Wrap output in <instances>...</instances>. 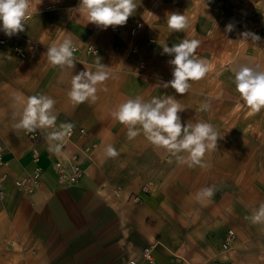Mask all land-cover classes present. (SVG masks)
Segmentation results:
<instances>
[{"label":"crops","instance_id":"crops-1","mask_svg":"<svg viewBox=\"0 0 264 264\" xmlns=\"http://www.w3.org/2000/svg\"><path fill=\"white\" fill-rule=\"evenodd\" d=\"M38 3L32 0L24 32L8 37L0 31V145L8 162L1 169L6 177L0 199V264L3 255L20 264H258L264 257V222L250 217L264 203V109L254 112L240 100L232 68L231 82H226L219 76L222 70L209 67L207 53L197 48L195 55L208 62V72L189 81L187 93L176 94L157 86L172 79V57L161 54V45L191 39L159 31L167 22L145 21L143 32L131 39L129 26L141 20L129 17L114 33V27L104 30L72 11L79 0ZM65 38L98 53H74L75 67H54L44 54ZM133 45L136 54L129 51ZM14 46L24 57L12 52ZM99 59L109 79L97 86L94 103L73 105L68 97L72 76L86 69L95 72ZM141 60L146 66L138 71ZM41 94L55 100V129L73 125L63 152L80 162L82 176L73 185L59 183L53 163L60 154L46 138L50 128L17 127L23 101ZM137 96L144 101L172 96L185 109L178 113L183 124L214 127L220 138L202 159L206 167L179 163L167 149L152 145L142 130L128 138L127 126L111 112ZM34 133L38 136L30 139ZM108 145L117 156L106 155ZM33 148L39 153L41 178L26 192L16 183L35 167ZM209 187L214 194L198 198ZM228 231L235 238L223 250ZM147 248L151 262L142 255Z\"/></svg>","mask_w":264,"mask_h":264},{"label":"clouds","instance_id":"clouds-1","mask_svg":"<svg viewBox=\"0 0 264 264\" xmlns=\"http://www.w3.org/2000/svg\"><path fill=\"white\" fill-rule=\"evenodd\" d=\"M40 3L42 0H39L38 4ZM31 4L32 0H0V31L8 37L24 32L25 25L31 18L29 11ZM137 6L135 0H79L78 6L72 11L86 16L88 23L107 30L109 27L126 25ZM167 25L174 32H182L189 27L187 17L178 12L167 14ZM232 31H234V25L229 23L226 25L225 33ZM238 35L239 40L247 42L250 40L254 44L261 41L260 36L250 31L240 32ZM199 45L200 41L197 39H182L180 43L173 44L171 47L167 44L161 45V54L172 57L168 61L172 66V79L166 82L160 81L157 86L165 89L170 87L176 94L184 95L191 87L189 81L204 78L208 72V62L195 55ZM75 51L73 41L65 38L62 42L48 47L44 55L54 67L73 68L75 67ZM106 67L99 59L96 62L95 72L85 68L86 70L72 76L68 97L73 105L86 101L94 103L97 100V86L110 76V73L105 70ZM232 71L240 100L254 112L264 109V71L247 65L233 67ZM104 90L107 91L106 88ZM23 103L24 107L17 127L29 131L36 128H55L57 117L53 114L54 99L41 94L30 96ZM208 108V104L202 106L203 110ZM184 110L172 96L165 99L153 97L150 101H144L142 97L137 96L121 103L111 112V115L119 123L127 126L129 139L135 138L142 130L152 145L167 149L179 163H187L189 167L196 165L206 167L202 159L208 150L217 148L219 134L207 122L183 124L178 113ZM137 125L140 126L139 129ZM72 128L71 123L62 124L61 130H54L49 139L62 142L71 134ZM54 150L58 152L60 145H54ZM105 153L109 157L118 155L112 145L105 148ZM182 153L187 155H181ZM213 194V188H205L198 193V198L211 197ZM250 219L254 223L264 222V203L253 209Z\"/></svg>","mask_w":264,"mask_h":264},{"label":"rangeland","instance_id":"rangeland-1","mask_svg":"<svg viewBox=\"0 0 264 264\" xmlns=\"http://www.w3.org/2000/svg\"><path fill=\"white\" fill-rule=\"evenodd\" d=\"M135 2L138 6L131 17L133 20L143 21L144 25L145 21L151 24L167 22V14L172 12L185 15L189 27L184 31L174 32L168 26L159 28V31L173 34L178 39L186 37L199 40L198 48L207 53L205 55L210 61L209 67L222 70L224 74L220 73L219 76L223 75L226 82H231L228 79L229 72L234 66L247 65L264 71V0H135ZM229 23L234 25V31L225 33L226 25ZM245 31L257 34L261 41L254 44L250 40L248 42L239 40L238 34ZM167 45L169 46V42ZM3 253L7 254L9 251ZM3 258V264L11 263L6 256L3 255ZM259 260L258 264H264V257H259ZM11 264L20 262H15L14 259Z\"/></svg>","mask_w":264,"mask_h":264},{"label":"built area","instance_id":"built-area-1","mask_svg":"<svg viewBox=\"0 0 264 264\" xmlns=\"http://www.w3.org/2000/svg\"><path fill=\"white\" fill-rule=\"evenodd\" d=\"M145 26L143 24V22H134L133 24H131L128 28V35L129 38L131 39H135L137 38L144 30ZM112 31L114 33L118 32V27H114L112 28ZM4 44V41L2 39H0V45ZM154 45V41L149 39L147 41V46L149 48H152ZM76 48V51L74 53L77 54H82L85 53L87 55H97L98 51L92 47V46H86L84 48ZM129 51L133 54L138 53L139 49L137 46L133 45L130 47ZM12 52L19 55L20 57H24L23 52L16 46L12 47ZM145 62L144 61H139L138 63V71H142L145 69ZM57 129H53L50 128V131L47 134V137L49 139L50 134ZM74 133V129L72 128L71 130V134L67 137H65V139L60 142V141H53V147L56 144L60 145V150L57 152L60 154V156L58 158L55 159L54 163H53V168L58 176V180L59 183L66 185V186H70L75 184L79 178H81L82 176V170L80 168V162L78 160V158L75 155H65L63 152L65 151V147L66 144L71 142V138L72 135ZM78 134L80 137H84L86 135V132L84 129L80 128L78 130ZM30 139H35L38 135L37 133L34 134H30L28 135ZM50 140V139H49ZM31 161L33 162V164H35V167L33 168V171L30 175H28L27 177H24L22 180H20L19 182L16 183V186L23 189L26 192H31L34 188L37 187L38 184V180L41 175V171L40 168L37 166V163L39 162V153L38 150L36 148H33L31 151ZM8 166V162L4 159V148L3 146L0 145V199H2L3 197V183L5 181V177L2 173H1V169L5 168ZM235 238V234L232 231H228L224 243L222 245V249L223 250H228L230 249L231 243ZM143 258L149 262H151V257H150V250L149 248L145 249L142 253ZM130 264H135L133 261L130 262ZM206 264H218V262L216 261H210Z\"/></svg>","mask_w":264,"mask_h":264}]
</instances>
